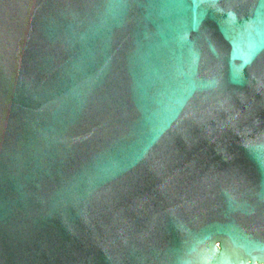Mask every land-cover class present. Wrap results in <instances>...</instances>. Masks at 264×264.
<instances>
[{"label":"water","instance_id":"water-1","mask_svg":"<svg viewBox=\"0 0 264 264\" xmlns=\"http://www.w3.org/2000/svg\"><path fill=\"white\" fill-rule=\"evenodd\" d=\"M0 264H264V0H0Z\"/></svg>","mask_w":264,"mask_h":264}]
</instances>
